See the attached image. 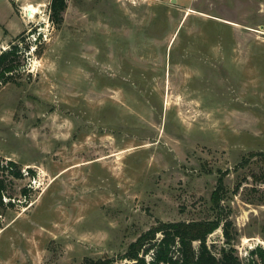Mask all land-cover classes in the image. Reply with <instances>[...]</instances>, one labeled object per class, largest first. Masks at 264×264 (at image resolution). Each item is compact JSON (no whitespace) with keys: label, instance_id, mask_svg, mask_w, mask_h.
I'll list each match as a JSON object with an SVG mask.
<instances>
[{"label":"rangeland","instance_id":"1","mask_svg":"<svg viewBox=\"0 0 264 264\" xmlns=\"http://www.w3.org/2000/svg\"><path fill=\"white\" fill-rule=\"evenodd\" d=\"M49 2L0 0V50L25 31L0 157L31 189L2 218L0 264H132L157 221L212 218L220 176L237 254L264 248V0H67L59 26Z\"/></svg>","mask_w":264,"mask_h":264},{"label":"trees","instance_id":"2","mask_svg":"<svg viewBox=\"0 0 264 264\" xmlns=\"http://www.w3.org/2000/svg\"><path fill=\"white\" fill-rule=\"evenodd\" d=\"M66 7L67 0H50L49 19L54 25L59 26L62 23ZM24 32L11 40L9 48L0 50V87L7 82H16L17 68L20 66L18 58L23 52L20 43L25 41ZM40 37L39 33L38 38ZM23 49H29L27 42ZM252 154H259L264 163V151ZM28 172L32 176L35 174L30 167ZM253 176L256 181H263L264 168L259 175ZM22 178V168L16 161L0 157V224L8 210L19 203L27 205L31 201L30 187H20L16 193L14 185L16 180ZM239 188L240 183H237L233 192L236 193ZM226 196L227 189L223 177L220 176L210 196L215 212L212 218L159 220L130 241L119 258L130 260L132 264H256L254 255L264 260V248L259 245L251 250L247 261H243L237 254L233 246L235 233L232 220L222 213V200ZM219 227H222L225 241L219 250L220 254L217 255L208 245L207 237ZM113 260V257L108 256L85 257L81 264H111Z\"/></svg>","mask_w":264,"mask_h":264},{"label":"bare ground","instance_id":"3","mask_svg":"<svg viewBox=\"0 0 264 264\" xmlns=\"http://www.w3.org/2000/svg\"><path fill=\"white\" fill-rule=\"evenodd\" d=\"M26 11L29 17L34 18L40 12V7L30 4L26 6Z\"/></svg>","mask_w":264,"mask_h":264},{"label":"built area","instance_id":"4","mask_svg":"<svg viewBox=\"0 0 264 264\" xmlns=\"http://www.w3.org/2000/svg\"><path fill=\"white\" fill-rule=\"evenodd\" d=\"M25 10V9H24ZM25 16L27 17V18H31V17H29L28 15H27V11L25 10Z\"/></svg>","mask_w":264,"mask_h":264}]
</instances>
